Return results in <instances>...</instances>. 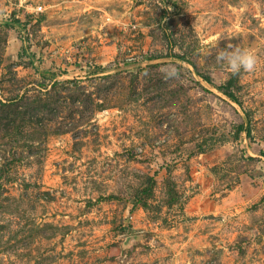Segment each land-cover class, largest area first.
I'll use <instances>...</instances> for the list:
<instances>
[{
	"label": "rangeland",
	"instance_id": "rangeland-1",
	"mask_svg": "<svg viewBox=\"0 0 264 264\" xmlns=\"http://www.w3.org/2000/svg\"><path fill=\"white\" fill-rule=\"evenodd\" d=\"M0 264H264V0H0Z\"/></svg>",
	"mask_w": 264,
	"mask_h": 264
},
{
	"label": "clouds",
	"instance_id": "clouds-1",
	"mask_svg": "<svg viewBox=\"0 0 264 264\" xmlns=\"http://www.w3.org/2000/svg\"><path fill=\"white\" fill-rule=\"evenodd\" d=\"M215 61L225 71L237 75L241 71L251 73L255 70L258 58L253 50L241 48L237 45H228L226 48L217 51ZM164 74L165 82L179 80L181 72L177 65L168 64L160 69ZM147 75V73H145Z\"/></svg>",
	"mask_w": 264,
	"mask_h": 264
},
{
	"label": "trees",
	"instance_id": "trees-1",
	"mask_svg": "<svg viewBox=\"0 0 264 264\" xmlns=\"http://www.w3.org/2000/svg\"><path fill=\"white\" fill-rule=\"evenodd\" d=\"M182 58L184 59V57H182ZM236 80H237V77L235 75H232L231 78L229 79V81L227 82V84L224 87H222V88L225 89L226 91H228L229 89H231L235 85ZM40 87H43L45 89L44 85H40ZM226 94H228V96L231 99L233 98L230 92H226ZM42 95L44 96L43 98H45V100L42 99V100H40L41 102H39V101H37V102L31 101L30 102V101H28L29 98L25 97L26 101L29 102V104L27 105V110H29V111H27V112L30 113L31 116L39 115V113H41L42 115H44V114L46 115V113L47 114L50 113L49 116H51V114H52L51 112L53 110H52V107H50V104L51 105L52 104L53 105L56 104V102H58L59 97L57 95H55V94L51 95V93H49L46 89H45L44 94H42ZM25 114H26V112H25ZM238 130L242 131V130H245V129L243 128V126H238ZM245 132H246V134L248 136L249 135V130L246 129ZM143 193H144L145 196L149 195L150 194V189H146ZM169 202L171 204L173 202V198H171Z\"/></svg>",
	"mask_w": 264,
	"mask_h": 264
},
{
	"label": "crops",
	"instance_id": "crops-1",
	"mask_svg": "<svg viewBox=\"0 0 264 264\" xmlns=\"http://www.w3.org/2000/svg\"><path fill=\"white\" fill-rule=\"evenodd\" d=\"M232 193H233V192H232ZM232 193L230 192L229 195L226 196V197L223 199L224 202H227V201L231 198ZM223 200H222V201H223ZM227 215H229V214L227 213ZM233 215H234V214H233ZM229 216H230V215H229ZM231 222H232V221L229 220V221H227V223H225V224H231ZM223 225H224V224H220V226H223Z\"/></svg>",
	"mask_w": 264,
	"mask_h": 264
},
{
	"label": "built area",
	"instance_id": "built-area-1",
	"mask_svg": "<svg viewBox=\"0 0 264 264\" xmlns=\"http://www.w3.org/2000/svg\"><path fill=\"white\" fill-rule=\"evenodd\" d=\"M37 10H38V11H41V10H42V7H38Z\"/></svg>",
	"mask_w": 264,
	"mask_h": 264
},
{
	"label": "water",
	"instance_id": "water-1",
	"mask_svg": "<svg viewBox=\"0 0 264 264\" xmlns=\"http://www.w3.org/2000/svg\"><path fill=\"white\" fill-rule=\"evenodd\" d=\"M128 242V240L126 241V243Z\"/></svg>",
	"mask_w": 264,
	"mask_h": 264
}]
</instances>
